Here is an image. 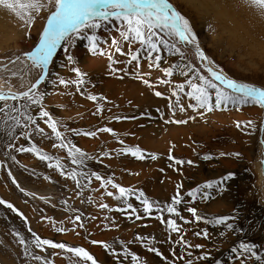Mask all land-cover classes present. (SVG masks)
<instances>
[{"label": "rangeland", "instance_id": "rangeland-1", "mask_svg": "<svg viewBox=\"0 0 264 264\" xmlns=\"http://www.w3.org/2000/svg\"><path fill=\"white\" fill-rule=\"evenodd\" d=\"M40 2L43 7L32 11L30 16L22 12L23 19L0 5L7 32L0 35V81L18 92L31 87L40 75L27 59V53L38 46L47 20L55 10L51 0ZM169 3L190 20L202 49L218 66L215 69L223 68L229 78L264 89V59H257L248 72L238 71L234 63L239 61L241 53L218 52L212 48L214 34L207 30V23L217 31L213 18L201 22L194 8L179 7L190 4V0H169ZM16 11L22 10L17 7ZM156 31L154 39L164 38ZM99 35L106 37V42L98 46L100 54L96 55L90 52L87 40L73 36L69 38L70 43L65 41L53 59L49 80L64 79L68 86L47 83L39 88L46 93L39 111H48L58 121V131L67 138L64 142L67 146L62 147L55 140V133L44 120L38 119L37 123L47 139L32 134L31 130L28 140L22 132L11 139L0 123V199L11 203L22 214L18 216L0 205V264H40L26 259L24 247L19 243L21 236L30 240L33 233L53 243L83 247L97 264H134L129 257H124L125 251L141 257V264H185L189 252L192 264H214L217 260L219 264H244L231 252L241 242L255 244L258 255L264 257V110L252 104L222 107L212 112L199 109L188 95L191 88L187 82L195 74L206 79L211 77L197 58L169 56L162 49L158 54L161 63L157 66L141 51L138 42H126L115 27L110 35L104 30ZM133 53L137 54L135 61ZM68 55L73 57L72 61H68ZM177 62L192 66L186 77L166 75L169 65L175 67ZM76 69L80 70V77L75 75ZM21 70L23 77L18 76ZM80 79L84 83H73ZM178 84L184 85L183 90ZM156 92L161 95L158 97ZM91 96L96 99H90ZM4 103L19 104L20 101ZM35 114L38 116L39 112ZM103 128L112 131H100ZM85 133H95V136ZM73 145L85 154L83 164L73 163L69 155ZM32 146L50 159L42 161L35 152L16 151ZM128 148H139L145 159L132 157ZM205 156L211 159H203ZM177 159L185 163L177 165ZM91 173L101 179L86 175ZM225 175L233 179L221 185L225 189L222 193H214L207 201L200 199L202 194L195 199L188 197V191L221 180ZM107 180L131 190L126 198L140 211L133 214L131 209L123 207L116 199L119 188H113ZM141 192L144 196L137 199ZM177 198L181 204L172 206L180 217L162 210ZM142 199L162 207L158 209L154 205L153 211L145 214ZM185 200L187 207L209 218L236 217L238 213L236 230L223 229L222 233L221 228L196 222L185 210ZM171 220H176L179 229L176 233L170 230L168 221ZM204 230L210 238L203 237ZM197 245L203 247L197 248ZM149 246L162 255L148 251ZM33 252L47 264H78L79 261L72 253L48 246ZM205 254L211 257L208 261L200 259ZM248 264L257 262L249 258Z\"/></svg>", "mask_w": 264, "mask_h": 264}, {"label": "snow or ice", "instance_id": "snow-or-ice-1", "mask_svg": "<svg viewBox=\"0 0 264 264\" xmlns=\"http://www.w3.org/2000/svg\"><path fill=\"white\" fill-rule=\"evenodd\" d=\"M54 4V11L47 20V27L44 29L42 36L39 39L38 46L35 47L34 51L27 53V59L32 62L36 69L40 71L39 78L36 83L33 84L30 89L24 92L22 95H13L11 93L0 92V123H2L6 130L7 135L11 139H16L18 133H23L25 140L30 139V131L32 134H39L43 139L48 137L44 136L43 128L39 127L38 119L44 120L47 126L51 129L52 133H55V140L61 142V146H67L64 142L67 140L58 131V121H56L48 111H39L43 106L42 100L46 95L45 92L39 91L40 85L51 83L55 85L68 86L64 79L49 80L50 71L49 66L53 61L54 55H56L58 48H60L62 42L69 41L70 37L76 36L82 40H87L90 52L93 55L100 54L99 47L106 42V37L99 35L100 30L111 34L114 27L118 30L119 35L124 38L128 43L138 42L141 45V51L153 62L159 66L161 63L162 49L166 50L169 56L188 58H198L200 62H206L208 65L207 72L210 74L211 79H206L204 76L199 74L193 75L192 79L188 80V85L191 88V92L188 95L196 102L199 109H206L208 112H212L214 109L228 108L229 106L235 108L241 105H259L260 108L264 109V89L253 86L249 83L238 82L236 79L229 78L225 74L223 68L214 70V61L206 55V52L202 49L200 40L197 38V33L194 31V27L190 20L187 19L181 11L177 10L169 0H51ZM246 2L262 13H264V0H246ZM0 5L5 8L12 10L17 16L23 19L22 12L25 15L30 16L34 10H39L43 7L40 0H0ZM199 5L180 4L181 8H194ZM19 7L22 11H16ZM163 34L164 38H157V31ZM207 30L215 34V28L212 27L210 22L207 23ZM91 32L92 34H88ZM68 49H65L67 52ZM116 51H120V46L117 45ZM68 61H72L73 57L68 55ZM111 59V57H110ZM132 60H137V54H132ZM191 65L177 62L175 67L169 65L166 70L167 76L173 74H179L187 76L191 71ZM2 70V69H0ZM75 75L80 77L81 72L79 69L75 70ZM198 80L199 83L194 82ZM73 83H84L83 79ZM148 83L147 80L144 81ZM178 88L183 90L184 85L178 84ZM212 90V91H210ZM158 97L161 93H155ZM173 95H176L174 92ZM95 100V96L89 97ZM20 101L19 104L12 103L6 104V101ZM214 101V102H213ZM39 112L38 116L35 114ZM183 111V109H181ZM45 118H47L45 120ZM186 121H177V123H185ZM35 127H32L34 126ZM237 127L240 124L237 123ZM71 131V129H69ZM100 131H112L107 128L100 129ZM78 134V133H77ZM87 136H95V133H85ZM70 144L71 141H68ZM16 151L23 153L35 152L39 155V158L44 161L50 159L42 154H39L38 149L35 146L32 147H20ZM127 152L138 160L145 159V154L141 152L139 148H128ZM69 155L73 157V163L83 164L85 154L80 151L75 145L69 150ZM79 156V159H77ZM150 159H156L155 156H150ZM238 158V157H237ZM171 159V157H169ZM203 159L209 160L211 157L205 156ZM177 165L185 163L182 160H175ZM191 164V161L187 162ZM60 167L59 164L56 166ZM63 174V173H61ZM87 176H95L96 180H100L101 177L95 173L86 174ZM72 178L75 180L76 175L73 174ZM231 175H225L221 180H216L210 183H204L201 186L195 188L194 191H188V197L195 199L198 194H202L200 199L207 201L214 193L223 192L225 189L221 187L224 182L232 180ZM15 183V181H13ZM106 183L111 184L113 188H119V195L116 197L121 202L123 207L131 209L133 214H136L140 209L134 207L128 202L126 193L131 195V190L119 187L112 183L111 180H107ZM211 190V191H208ZM108 195H112L108 193ZM178 195V194H177ZM144 196L141 192L137 199ZM141 204L143 205L142 211L145 214L153 211L154 205L158 209L162 206L157 202H149L148 199H142ZM181 204L180 199H173L171 203L162 210L168 213L175 214L180 217V213L176 207L172 205ZM185 210L195 218L196 222H203L207 225H211L214 228L227 229L229 231H235L236 225L235 220L238 219V213L236 217L224 216L209 218L208 215H198L197 209L193 207H187L188 201H184ZM0 205H3L16 213L18 216H22L17 209L11 204L6 203L3 199H0ZM107 207V206H105ZM117 211H121V208H117ZM182 218V217H181ZM79 219V217H77ZM136 219H140L139 215H136ZM170 230L172 233L179 231L176 220L168 221ZM29 231H31L29 229ZM58 231H63L58 230ZM199 235V233H198ZM204 238H210V234L207 230L203 231ZM19 243L24 247V256L26 259H34L40 264H47V261L40 255L35 254L33 249L43 250L44 246H48L52 249H63L68 253H72L79 258L78 264H97L96 260L91 254H89L83 247H70L64 243H53L49 239H42L39 236L32 234L30 240L25 239L23 236L19 238ZM96 243V242H93ZM105 247H110L105 245ZM197 248L203 246L197 245ZM148 251L154 252L157 256H161L162 253L156 251L154 247L149 246ZM231 252L234 256L239 257L244 264H248L249 258L256 260L257 264H261L264 261V257L258 255V250L255 244L248 242L239 243L238 247H232ZM119 256V253H114ZM124 257H129L134 264H141L142 258L137 254H132L127 251L123 253ZM175 255V253H174ZM189 259L185 264H192L191 253H188ZM209 254H205L200 259L208 261L210 259ZM183 259L182 257L180 258ZM214 264H219L218 260L214 261Z\"/></svg>", "mask_w": 264, "mask_h": 264}, {"label": "clouds", "instance_id": "clouds-1", "mask_svg": "<svg viewBox=\"0 0 264 264\" xmlns=\"http://www.w3.org/2000/svg\"><path fill=\"white\" fill-rule=\"evenodd\" d=\"M198 19L206 22L213 18L218 25L213 35L212 48L214 51L241 53L234 67L241 72H248L255 65L257 59H264V13H260L254 21L246 22L237 30L224 27L223 20L231 11L230 0H190ZM258 67V65H256Z\"/></svg>", "mask_w": 264, "mask_h": 264}, {"label": "bare ground", "instance_id": "bare-ground-1", "mask_svg": "<svg viewBox=\"0 0 264 264\" xmlns=\"http://www.w3.org/2000/svg\"><path fill=\"white\" fill-rule=\"evenodd\" d=\"M229 6L231 8V11L228 14V16L223 20L224 27L229 29V30H237V29H239L242 24H244L246 22L254 21L255 19H257V17L261 13L260 10H259L260 12L259 11H253L251 6L246 2V0H230V5ZM240 14H244L246 16V18L244 19ZM4 22H5V18L0 13V24L3 25ZM5 27H6V25L0 26V35L4 34V32L6 30ZM5 33H7V32H5ZM51 65H52V63H51ZM51 65H50V67H51ZM49 70H50V68H49ZM18 73H19V71H18ZM18 76L23 77L24 76V71L21 70V72L19 73ZM23 84H24V82H23ZM27 89H29L28 86H27V88L24 91H26ZM0 92L11 93V94L14 92V93L21 94L22 91L18 92L12 86L7 85L6 83H4L3 80H1L0 81ZM13 95H15V94H13Z\"/></svg>", "mask_w": 264, "mask_h": 264}, {"label": "water", "instance_id": "water-1", "mask_svg": "<svg viewBox=\"0 0 264 264\" xmlns=\"http://www.w3.org/2000/svg\"><path fill=\"white\" fill-rule=\"evenodd\" d=\"M63 43L64 42H62V44H61V46H60V48H58V50H57V53H58V51L61 49V47L63 46ZM57 53H56V55H57ZM56 55H54V57H53V59L55 58V56ZM198 59V58H197ZM198 61H199V59H198ZM53 62V61H52ZM199 64H200V66H201V68L205 71V72H207V67H208V65L206 64V62H200L199 61ZM51 65V64H50ZM49 68H50V66H49ZM214 70H217V69H214ZM50 71V70H49ZM208 73V72H207ZM208 75L210 76V74L208 73ZM211 77V76H210ZM36 83V82H35ZM34 83V84H35ZM41 86V85H40ZM261 88V87H260ZM29 89H30V87H29ZM29 89H27L26 91H28ZM26 91H24V92H26ZM23 92V93H24ZM23 93H21V94H15V95H17V96H19V95H22ZM263 129H264V126H263ZM263 143V145H264V141L262 142Z\"/></svg>", "mask_w": 264, "mask_h": 264}]
</instances>
